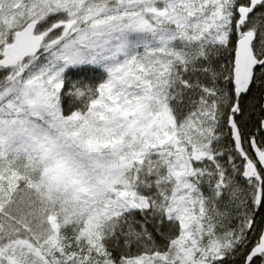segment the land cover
Segmentation results:
<instances>
[{"label":"snow or ice","instance_id":"1","mask_svg":"<svg viewBox=\"0 0 264 264\" xmlns=\"http://www.w3.org/2000/svg\"><path fill=\"white\" fill-rule=\"evenodd\" d=\"M0 264H264V0H0Z\"/></svg>","mask_w":264,"mask_h":264}]
</instances>
